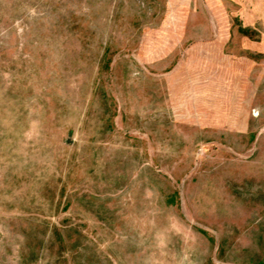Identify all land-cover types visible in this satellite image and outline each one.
Here are the masks:
<instances>
[{
  "label": "rangeland",
  "instance_id": "374dc122",
  "mask_svg": "<svg viewBox=\"0 0 264 264\" xmlns=\"http://www.w3.org/2000/svg\"><path fill=\"white\" fill-rule=\"evenodd\" d=\"M0 264H264V0H0Z\"/></svg>",
  "mask_w": 264,
  "mask_h": 264
}]
</instances>
